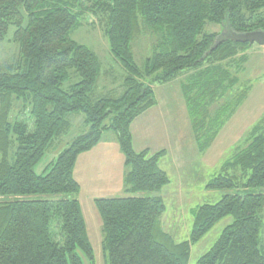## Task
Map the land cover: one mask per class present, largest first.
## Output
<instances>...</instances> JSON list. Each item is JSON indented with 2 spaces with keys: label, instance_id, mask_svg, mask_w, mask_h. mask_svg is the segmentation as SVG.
<instances>
[{
  "label": "trees",
  "instance_id": "16d2710c",
  "mask_svg": "<svg viewBox=\"0 0 264 264\" xmlns=\"http://www.w3.org/2000/svg\"><path fill=\"white\" fill-rule=\"evenodd\" d=\"M88 11L102 18L110 51L127 73L119 89L99 98V57L72 37ZM208 24L264 31V0H0V42L14 27L21 51L19 63L0 69V264H84L78 251L95 264L74 171L107 130L126 159L127 193H160L170 184L159 167L166 152L138 153L133 144L132 124L157 105L154 86L186 73L182 95L195 142L202 153L212 146L250 89L233 94L251 46L226 42L209 53L221 33L206 34ZM146 35L153 55L140 68L134 48ZM17 103L29 109L27 120L12 116ZM71 114H83L88 131L38 175L36 166L71 130ZM222 169L207 190L247 193L196 209L183 243L163 228L161 197L96 199L108 264H188L192 247L228 217L233 224L197 264H264V122Z\"/></svg>",
  "mask_w": 264,
  "mask_h": 264
},
{
  "label": "rangeland",
  "instance_id": "374dc122",
  "mask_svg": "<svg viewBox=\"0 0 264 264\" xmlns=\"http://www.w3.org/2000/svg\"><path fill=\"white\" fill-rule=\"evenodd\" d=\"M65 1L70 2L72 0ZM82 23L83 26L75 30L72 37L76 42L93 50L99 57L102 73L93 94V98H99L107 95L112 90L119 89L127 73L110 51L102 18L88 11L84 15ZM223 31L219 25L208 24L205 33L213 34L222 33ZM14 32L15 28L11 27L7 39L0 42V69L5 65L17 64L21 60L20 46L13 41ZM245 54L248 59L244 65V71L239 73L240 83L233 94L247 87L250 89L243 102L221 128L212 146L205 153H198V149L194 151L195 153L189 151L188 161L186 162L187 170H179L170 158L167 162L171 184L166 186L160 193L126 194L122 192L117 196L119 198L161 197L167 209L162 219L163 228L166 232L171 233L178 243L190 239L194 224L193 214L196 209L204 205H216L228 194L245 195L247 193L243 190L209 191L206 188L212 179L223 173L224 164L240 148H244L249 143L253 129L264 122V47L255 44L247 49ZM134 55L137 65L142 68L145 61L153 55V39L150 35L142 37L135 44ZM185 76L186 73L183 77ZM179 84V81H177L169 85H156V96L159 102H163V105H170L171 111L174 109L179 111L181 107L185 109L186 106ZM168 115L170 116V114ZM12 116L17 117L18 120H27L30 117L29 109L26 110L22 103H17ZM185 116L187 114L183 112L182 114H175L173 120L171 116L166 117L168 120L164 122L166 124L165 130L169 134L173 133L176 138L185 135L187 144L188 142L191 144L189 148L192 146L194 148V137L188 124L190 121L188 118L186 122ZM68 119L72 124L71 130L55 143L36 166L35 172L38 175H46L48 173L46 170L49 171L60 153L75 138L88 131L83 114H71ZM140 122L143 123L144 119ZM158 122L160 123L159 120ZM160 127L161 125L158 129ZM174 152L180 153L178 150ZM87 153L89 155L86 161L91 166L97 165L98 169L97 167L94 169L92 177L87 183L91 188L85 185L77 198L80 201L86 220L89 240L94 248L95 264H108V256L103 252L105 241L103 223L95 205V199L105 197L104 195L107 194H99L96 188L118 184L125 168L126 159L120 149L117 135L112 130L105 131L98 146ZM250 192L258 194L263 190L252 189ZM37 199L55 200L57 197L38 196ZM1 200L3 199L0 198ZM232 224L233 218L228 217L216 225L201 242L192 247L191 259L188 264H197L215 246L224 230ZM261 238L264 247V228L261 232ZM78 253L84 264H90L82 252L78 251Z\"/></svg>",
  "mask_w": 264,
  "mask_h": 264
},
{
  "label": "crops",
  "instance_id": "0c3cea01",
  "mask_svg": "<svg viewBox=\"0 0 264 264\" xmlns=\"http://www.w3.org/2000/svg\"><path fill=\"white\" fill-rule=\"evenodd\" d=\"M186 77L187 75L185 77L182 76L178 80L174 81V82L179 81L181 95H182V82H183L182 80L185 79ZM174 82H171V83H174ZM171 83H168V85ZM153 88L156 94L157 92L156 86H154ZM156 99H157V105L149 109L148 111H146L142 116L136 119L135 122L132 124L131 130H132V136H133V144H134L135 151L138 153L147 150L150 152V154L153 155L161 151H166L167 154L164 157H162V159L160 160L159 167L161 170L167 173L169 178H171L170 171L168 168V162H167L170 158H171V162H173L179 170L180 169L187 170L186 162L188 161L189 151L194 152L196 149H198L199 151L198 153H202V152H200L195 142V139H194V148L193 146L189 148L191 144H189V142L187 144L185 135L184 137L180 136L179 138H176V136H174L173 133L169 134V132L165 130L166 124L164 122L168 120L166 117L171 116L173 120V116L175 114H179V113L182 114L184 112V114H187V116H185L186 122L188 118L190 121L187 106H185V109L181 107L179 111L177 109H174L173 111H171L170 105H166V104L163 105V102H159L157 96H156ZM168 114H170V116ZM143 119H144V122L141 123L140 121H142ZM158 120L160 121V123H164V124H160ZM188 124L191 130V133H192L191 121ZM160 125L161 127L158 129ZM176 150L180 151V153H175L174 151ZM88 155H89L88 153H84L78 157L76 168L74 171V177L80 183L81 191L83 190V187L85 185L86 187L91 188L90 185L87 183L90 181L94 169H96V167L98 169L97 165L91 166L86 161ZM126 173H127V169L125 167L124 170L122 171L121 179L118 184L116 185L110 184L108 186L107 185L99 186L98 188H96L99 194L100 193L107 194V195H104L105 197H102L100 199L119 198L117 196L118 194L122 192H125L126 194H128L127 193L128 187L125 185Z\"/></svg>",
  "mask_w": 264,
  "mask_h": 264
},
{
  "label": "water",
  "instance_id": "95a60500",
  "mask_svg": "<svg viewBox=\"0 0 264 264\" xmlns=\"http://www.w3.org/2000/svg\"><path fill=\"white\" fill-rule=\"evenodd\" d=\"M223 30L224 31L216 39V42L209 53L215 51L219 46L226 42H233L236 44H249V46L257 44L264 47V31L259 30L245 34H238L225 28Z\"/></svg>",
  "mask_w": 264,
  "mask_h": 264
}]
</instances>
